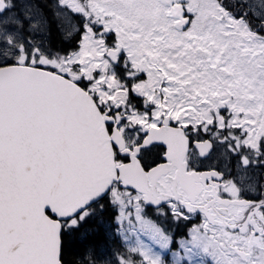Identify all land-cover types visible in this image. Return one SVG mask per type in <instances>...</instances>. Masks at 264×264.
<instances>
[{"label":"snow or ice","instance_id":"1","mask_svg":"<svg viewBox=\"0 0 264 264\" xmlns=\"http://www.w3.org/2000/svg\"><path fill=\"white\" fill-rule=\"evenodd\" d=\"M0 264H264V0H0Z\"/></svg>","mask_w":264,"mask_h":264}]
</instances>
